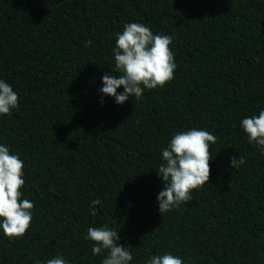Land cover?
I'll return each instance as SVG.
<instances>
[{
	"label": "trees",
	"instance_id": "obj_1",
	"mask_svg": "<svg viewBox=\"0 0 264 264\" xmlns=\"http://www.w3.org/2000/svg\"><path fill=\"white\" fill-rule=\"evenodd\" d=\"M125 22L172 35L177 68L141 100L102 106L100 78ZM0 78L19 104L0 118V143L23 160L22 198L34 205L23 238L0 236V264L57 254L100 264L85 236L105 224L131 264L164 252L186 264H264V156L239 128L264 109V0H0ZM192 127L215 137L208 184L162 216L161 149ZM233 156L245 163L232 169Z\"/></svg>",
	"mask_w": 264,
	"mask_h": 264
},
{
	"label": "clouds",
	"instance_id": "obj_2",
	"mask_svg": "<svg viewBox=\"0 0 264 264\" xmlns=\"http://www.w3.org/2000/svg\"><path fill=\"white\" fill-rule=\"evenodd\" d=\"M112 47L114 67L104 74L98 88L99 103L112 98L116 105L139 101L146 90L162 89L174 78L177 68L171 50L173 36L154 34L143 23L125 22L122 31L114 34ZM122 89V91H118ZM18 93L5 79L0 78V118L11 115L17 109ZM239 128L247 143L254 145L264 156V109L258 114L245 116ZM215 137L203 128L192 127L171 135L166 147L161 149L160 163L156 172L163 188L156 196L160 215L179 210L192 199V192L207 185L210 176V146ZM242 156L230 157L232 169L244 164ZM25 164L10 147L0 143V236L9 240L20 239L28 232L33 220V203L22 198L25 184ZM102 200H91L88 211L96 216ZM120 232L108 225L87 228L85 240L91 242L92 255L101 256L100 264H131L130 246L121 245ZM37 264H69L62 255H55ZM144 264H186L179 255L171 252L150 255Z\"/></svg>",
	"mask_w": 264,
	"mask_h": 264
}]
</instances>
